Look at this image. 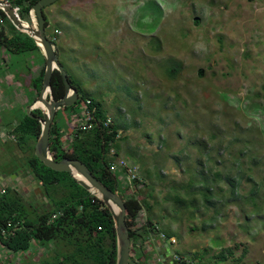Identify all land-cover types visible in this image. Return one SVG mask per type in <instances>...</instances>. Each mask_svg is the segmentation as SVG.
<instances>
[{"label": "rangeland", "instance_id": "1", "mask_svg": "<svg viewBox=\"0 0 264 264\" xmlns=\"http://www.w3.org/2000/svg\"><path fill=\"white\" fill-rule=\"evenodd\" d=\"M45 15L81 89L56 116L63 135L69 140L83 121L86 98L96 100L119 124L117 154L138 166L151 218L175 236L181 255L196 264H264V0H58ZM0 50L2 126L35 101L32 80L45 61L37 50ZM27 155L14 136H0V170L25 171L19 185L34 219V206H52L37 181L38 196L22 185ZM135 247L140 264H159L151 249ZM62 253L61 243L34 240L20 261Z\"/></svg>", "mask_w": 264, "mask_h": 264}, {"label": "trees", "instance_id": "2", "mask_svg": "<svg viewBox=\"0 0 264 264\" xmlns=\"http://www.w3.org/2000/svg\"><path fill=\"white\" fill-rule=\"evenodd\" d=\"M38 0H11L10 4L18 9L20 17L24 20L30 18V8ZM4 22L0 25V46L14 54L32 52L39 49L30 35L17 29L10 21L4 11L0 10ZM24 16V17H23ZM46 17V15H45ZM47 28L50 22L47 19ZM45 65L38 71L32 80L35 90V100L38 98L43 85ZM69 75V74H68ZM74 87L79 90V84L69 75ZM66 93L65 83L61 73L55 70L52 77V96L55 99L64 97ZM92 101V109H96V118L99 122L106 119L107 115L101 111L99 103ZM85 100V101H86ZM32 103L28 104V107ZM37 117H42L40 110L32 112ZM57 118V117H56ZM55 122L51 130V152L55 160L64 158L78 159L85 163L92 173L104 182L109 188L114 189L117 177L108 170L109 154L112 148L120 149V141L117 139L120 129L119 124L114 121L110 129L96 125L91 131L76 135L69 140L60 130L59 123ZM4 125H12L9 137L14 136L19 147L25 151L26 163L24 169L35 177L47 192L44 200L45 205L52 208L38 210L36 206L35 218H31L28 208H32L25 198L15 190L6 188V193L0 201V244L14 253L26 252L32 247L34 240L48 243H61L63 253L57 254L51 260H44L41 264H115L116 260V231L113 218L106 206L100 201L92 202L93 197L71 177L69 173L54 171L41 162L35 155V144L41 133V123L27 114V111L18 120L2 122ZM118 153V152H117ZM236 162L240 163L237 158ZM21 169L15 166L8 170L11 175ZM25 172V171H24ZM68 179L72 188L62 182ZM201 182V181H200ZM206 184L208 182L204 181ZM146 183L143 179L138 186L139 197L125 199L127 207V224L132 239H136L138 230L136 219L139 213L145 209L147 212V223H141V229L147 231V224L152 226L154 221L152 203L149 197L143 194ZM53 187L50 192L49 188ZM118 189L119 186L117 185ZM212 187L207 185L205 201L213 199ZM64 194L62 195V193ZM66 192H68L66 194ZM61 193V196H60ZM50 195L52 198L50 199ZM59 195V196H58ZM56 215V218H53ZM153 228V226H152ZM7 230V235L2 230ZM169 237V236H168ZM233 255V252L230 251ZM222 259L227 257L222 254ZM207 264V263H197Z\"/></svg>", "mask_w": 264, "mask_h": 264}, {"label": "water", "instance_id": "3", "mask_svg": "<svg viewBox=\"0 0 264 264\" xmlns=\"http://www.w3.org/2000/svg\"><path fill=\"white\" fill-rule=\"evenodd\" d=\"M58 0H38L30 8L31 22L24 21L15 8L0 0V10H3L15 27L30 35L45 61V74L43 85L38 98L27 108V114L38 119L41 123V133L35 144V155L48 168L57 172H66L83 187L91 196L98 198L112 215L116 231V260L115 264H129L131 257V236L127 224L126 202L117 185L114 189L109 188L98 179L89 167L78 159L64 158L61 161L54 159L51 152L50 138L52 126L58 112L62 109L75 105L79 98V90L74 87L69 79L68 72L60 61L59 48L55 41L47 35V20L45 8L56 3ZM58 70L64 80L66 93L64 97L55 99L52 96V77ZM40 110L42 117L32 114ZM16 175H12L14 178Z\"/></svg>", "mask_w": 264, "mask_h": 264}, {"label": "built area", "instance_id": "4", "mask_svg": "<svg viewBox=\"0 0 264 264\" xmlns=\"http://www.w3.org/2000/svg\"><path fill=\"white\" fill-rule=\"evenodd\" d=\"M11 0H6L5 2L10 4ZM15 10L18 12V9L15 8ZM3 11V10H2ZM19 14V13H18ZM4 22L3 16H0V25ZM60 32L56 30L52 35L49 36V38L52 41L57 42L59 40ZM85 109L83 112V121L79 124L75 125L74 131L70 134V139L74 136H76L80 132H86L91 131L95 128L96 125H99L110 129L112 124L114 123L113 119L110 116H107L106 119L99 122L96 118V109H92L91 103L92 101L90 99L86 100ZM3 136L4 134L0 133V136ZM123 137L122 130L119 129L117 134V139H120ZM67 139V137H66ZM68 140V139H67ZM108 170L115 173H120L122 175V179H119L117 176L116 185L119 186V189L123 185V193L121 194L125 199H131V198H138L139 192H138V186L140 185L142 179L139 174L138 166L134 163L129 161L126 158L119 157L117 154V151L115 148H112L109 154V164H108ZM6 193V188L0 186V201L3 199L4 195ZM92 202L95 203L98 198L92 196ZM53 218H56V215H54ZM147 212L145 209H143L139 216L136 219V226L138 232L142 235H144L147 239V242L152 244L155 242L156 238L162 239L163 241L169 242L172 246L177 245V240L173 237H168V235L163 232V230L160 228V226L156 223H154L152 226L147 224V231H143L141 229V223H147ZM2 233L4 235H7V230L3 229ZM146 242V243H147ZM151 246H146L147 250ZM173 261L176 264H196V261L192 259L189 256L181 255L179 252L175 251L172 255Z\"/></svg>", "mask_w": 264, "mask_h": 264}, {"label": "crops", "instance_id": "5", "mask_svg": "<svg viewBox=\"0 0 264 264\" xmlns=\"http://www.w3.org/2000/svg\"><path fill=\"white\" fill-rule=\"evenodd\" d=\"M5 53L0 50V59L2 60V58H5ZM3 126V130L4 131H0V133L2 132V134L7 133L8 136H10L9 133V125H2ZM0 126V127H2ZM11 126V125H10ZM10 174L8 173V170H0V176H9ZM30 179H32L31 177H29ZM34 179V177H33ZM23 181V180H22ZM20 182H21V178H20ZM29 195V194H28ZM165 232V231H163ZM166 233V232H165ZM167 234V233H166ZM169 237H173L175 238V236H172L170 234H167ZM136 239H134V243H135V250L137 251L139 248L141 249L143 246V248L145 249L146 246L144 245V243H146L145 241H147L148 238H146L144 235L138 233L136 234ZM176 239V238H175ZM142 248V249H143ZM152 250V252H154L155 254V258L157 261H159V264H176L173 261L172 255L173 252L177 251L176 246H172L169 242L163 241L162 239L156 238L155 242L152 244V246L149 248ZM178 252V251H177ZM0 264H21L20 258L22 257V255H20V253H14L9 251L8 249H6L5 247H3L2 244H0ZM12 254V256H11ZM134 254V252H133ZM19 255V256H18ZM134 260L136 262V264H140V261L137 257H134ZM31 264H41V258L38 255L37 257H31V259H26V261L23 264H27L28 262Z\"/></svg>", "mask_w": 264, "mask_h": 264}, {"label": "flooded vegetation", "instance_id": "6", "mask_svg": "<svg viewBox=\"0 0 264 264\" xmlns=\"http://www.w3.org/2000/svg\"><path fill=\"white\" fill-rule=\"evenodd\" d=\"M86 132H88V131H86ZM82 133H85V132H80L77 135L82 134ZM22 171L23 170H18L16 173H13V174L9 175L8 177L7 176H4V177L3 176H0V186L5 187V188H9V189H12V190H15L16 192H18L19 194H21L23 197L26 194L28 195L29 193H25V192L23 193V191L21 189V185H19L20 181H18V179L20 177H22V175L24 174V172H22ZM14 174L17 175V176H16V178L13 179L12 178V175H14ZM28 177L33 178L32 174H30V173L27 174V177L22 178V180H25L22 185L31 186V189L33 191L31 193H33L34 195H37L38 196L37 189L34 188V186H32L33 182L34 183L36 182L35 177H34L33 181L30 180V178H28ZM24 198H25V200L30 201L29 200V195H28V197L26 196ZM131 242H132V246H131V257L134 258L133 257V249H134V245H135L134 239L131 238ZM131 257H130V259H131Z\"/></svg>", "mask_w": 264, "mask_h": 264}]
</instances>
